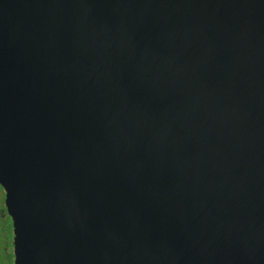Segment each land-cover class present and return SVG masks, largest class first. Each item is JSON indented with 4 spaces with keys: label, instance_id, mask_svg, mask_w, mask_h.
Returning a JSON list of instances; mask_svg holds the SVG:
<instances>
[{
    "label": "water",
    "instance_id": "obj_1",
    "mask_svg": "<svg viewBox=\"0 0 264 264\" xmlns=\"http://www.w3.org/2000/svg\"><path fill=\"white\" fill-rule=\"evenodd\" d=\"M14 264H264V0H0Z\"/></svg>",
    "mask_w": 264,
    "mask_h": 264
},
{
    "label": "rangeland",
    "instance_id": "obj_2",
    "mask_svg": "<svg viewBox=\"0 0 264 264\" xmlns=\"http://www.w3.org/2000/svg\"><path fill=\"white\" fill-rule=\"evenodd\" d=\"M13 223L5 208V191L0 186V264H14Z\"/></svg>",
    "mask_w": 264,
    "mask_h": 264
}]
</instances>
